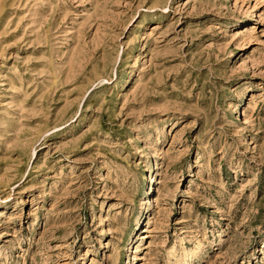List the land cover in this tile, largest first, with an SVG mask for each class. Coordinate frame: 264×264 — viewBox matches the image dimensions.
<instances>
[{"label": "rangeland", "instance_id": "374dc122", "mask_svg": "<svg viewBox=\"0 0 264 264\" xmlns=\"http://www.w3.org/2000/svg\"><path fill=\"white\" fill-rule=\"evenodd\" d=\"M0 264H264V0H0Z\"/></svg>", "mask_w": 264, "mask_h": 264}, {"label": "bare ground", "instance_id": "6f19581e", "mask_svg": "<svg viewBox=\"0 0 264 264\" xmlns=\"http://www.w3.org/2000/svg\"><path fill=\"white\" fill-rule=\"evenodd\" d=\"M180 133L182 134V132H180ZM180 133H179V134H180ZM238 191H239V190H238ZM241 191H242V190H241ZM242 192H243V191H242ZM239 193H240V192H239ZM139 247H140V246H139ZM136 248H137V247H136ZM135 250H136V249H135ZM136 251H137V250H136Z\"/></svg>", "mask_w": 264, "mask_h": 264}]
</instances>
